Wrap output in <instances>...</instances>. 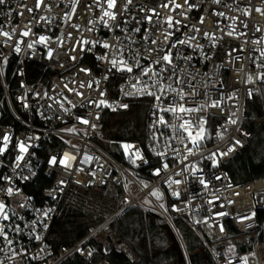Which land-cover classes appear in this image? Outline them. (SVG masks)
<instances>
[{
	"label": "built area",
	"instance_id": "1",
	"mask_svg": "<svg viewBox=\"0 0 264 264\" xmlns=\"http://www.w3.org/2000/svg\"><path fill=\"white\" fill-rule=\"evenodd\" d=\"M163 2L133 0V5L123 11L124 0H117L114 9H108L106 3L97 7L93 0H79L67 23L62 18L63 12L73 7L72 0H45L51 10L42 5L31 13L27 8H34L36 0H7L5 5H0V30L12 34L7 43V38L0 35V60L7 57V64H0V147L7 143L5 151L0 153V202L5 204L4 212L10 217L5 221L0 213V228L13 241L9 246L0 236V248H3L0 261L3 264H63L75 256L93 264H110L109 260L93 262L98 250L91 240H103L107 236L117 239L119 236L113 230L112 222L133 207L163 219L178 240L185 264H191V260L177 220L185 221L195 231L216 264H244L243 257H247V264H264V177L238 183L228 168L249 145L251 132L243 123L250 106L259 109L258 123L264 126V79H261L264 67H258L264 64L261 56L264 51V14L255 11L257 7L264 10V0H222L220 4L213 3V0H194L199 7L190 12L184 7L172 11L171 4L168 8L160 7ZM175 2L183 5V0ZM87 4L92 7L86 12ZM151 9H156L159 15H153ZM104 10L116 13L115 21L108 17L104 19L109 24H119V28L110 31L101 24ZM245 11L250 15H245ZM180 12H185L187 19L178 16ZM214 12H223L224 16ZM146 16H152L151 23L145 20ZM169 16L173 21L181 19L188 27L169 29ZM201 17L204 18L202 24L199 22ZM242 22L248 27L244 28ZM72 24H78L79 29L71 27ZM192 26L199 28L201 33H209V37L196 33L197 38L192 41L193 46L199 44L203 51L178 46L183 55L192 57L190 62L178 57L174 59L179 78L187 80V84L175 83L176 77L164 79L169 72H161L158 77L151 73L138 77V69L126 73L113 68L108 78H104L106 70L111 67L110 58L125 59L129 66H134L137 60L146 67L151 65L149 59L142 58L149 56L146 49L151 44L142 39L147 34L146 29L163 48L164 33L174 32L169 37L173 41L177 37L186 39L193 34ZM133 27H139L141 31H130ZM176 27H179L178 31ZM29 28L32 34L21 37L20 32ZM229 32L233 34L230 36ZM68 33H72L71 39ZM41 35L50 38L47 47L38 44L34 51L27 49L26 44ZM82 39L99 40L114 47L105 49L99 44H88L84 47L90 50L81 52L77 48V51H71L73 42ZM18 40L24 43L20 45L21 51L16 53L13 45ZM257 40L258 44L253 43ZM49 48L53 50L51 59L47 56ZM232 49L243 51L232 52ZM172 51L175 53L176 49ZM105 53H108V59L103 58ZM205 53L208 59L203 58ZM77 55L78 59H69ZM155 57L156 53H152V58ZM151 67L155 69L157 66ZM82 68L90 69V74L82 72ZM138 78L147 82L146 89L143 83L137 84ZM154 81L165 86L163 94L159 84L153 86ZM90 82H93L92 87H88ZM168 85L177 92L183 87L188 94L186 107L204 106L203 109L178 112L180 119L170 111H160L171 100H179ZM101 90L105 95L99 94ZM141 91L162 95V103L152 96L140 95ZM76 92L83 93V97ZM193 92L198 95H192ZM89 99L103 100L106 104L95 108L87 104ZM217 99L222 100L223 111L210 107L211 101ZM138 101H144L148 106L147 139L144 142L117 140L105 135V115L108 112L125 113ZM61 104L68 109L67 112ZM121 105L128 107L122 108ZM96 113H99V119L95 118ZM160 115L167 121V126L155 123ZM229 116L237 121L235 125L229 123ZM77 117L89 119L90 124L80 123ZM201 118L205 122L204 139L199 148L187 140L182 143L176 126L189 120L191 131L196 133L200 131ZM92 124L96 127L92 128ZM5 135L9 137L7 142L3 140ZM235 140L241 143L236 145ZM20 142H24L27 152L20 153ZM124 144L132 147L125 151ZM185 144L192 148V154H188ZM230 147L234 150L228 151ZM137 150L143 159L137 158ZM65 153L71 168L59 164ZM213 153L216 156L209 159ZM20 155L23 159L18 161ZM52 157L57 158L55 166L50 163ZM165 162L169 167L160 176L154 175V170ZM193 167L197 169L194 175ZM185 168L188 171H183ZM177 173L181 174L177 176ZM217 176L221 179H216ZM199 177L208 182L207 188L200 185ZM175 180L181 183H173ZM60 181L64 183L60 184ZM71 185L91 189L118 186L121 189L120 207L79 241L55 247L51 239L52 226ZM8 187L13 188L12 195L7 194ZM153 192L159 195H152ZM173 192L179 195H173ZM220 212L226 215H215ZM253 213L252 219L241 221ZM221 224L223 232L218 227ZM36 235L39 240L34 239ZM122 249L126 251L127 246L123 244ZM13 250L26 255L8 258ZM128 255L133 258L132 254Z\"/></svg>",
	"mask_w": 264,
	"mask_h": 264
},
{
	"label": "trees",
	"instance_id": "2",
	"mask_svg": "<svg viewBox=\"0 0 264 264\" xmlns=\"http://www.w3.org/2000/svg\"><path fill=\"white\" fill-rule=\"evenodd\" d=\"M260 111L247 109L244 127L251 132L248 147L228 166L238 183L264 177V126L258 123ZM148 106L144 101L132 104L125 113L108 112L103 121L104 133L117 140L144 142L147 139ZM118 186L104 189L71 185L53 223L51 239L55 247L73 244L106 220L120 207ZM177 226L190 255L191 264H216L203 241L183 220ZM118 238L92 239L98 253L93 262L110 264H185L180 245L167 224L152 212L133 207L112 222ZM127 250L122 249V245ZM132 254L131 258L128 254ZM63 264H93L75 256Z\"/></svg>",
	"mask_w": 264,
	"mask_h": 264
},
{
	"label": "snow or ice",
	"instance_id": "3",
	"mask_svg": "<svg viewBox=\"0 0 264 264\" xmlns=\"http://www.w3.org/2000/svg\"><path fill=\"white\" fill-rule=\"evenodd\" d=\"M221 2H222V0H213V3H216V4H220ZM6 3H7V0H0V5H5ZM72 3H73V7L69 11L63 12V17L62 18L64 19L65 23H67V21L70 20L72 15L75 13V11H76L75 5L79 4V0H72ZM93 3H95L97 7H100L102 5V3H106L108 9H114L117 6V0H93ZM170 4L172 5V11H175L176 9H181L182 7H184L186 12H190V11H192V10H194V9L199 7V5H197L194 2V0H183V5L179 4V3H176L175 0H164V2L160 5V7L168 8ZM42 5L44 7H48L49 10H51L50 6H48L45 3V0H36L34 8H27V11L31 13V12L34 11V9L35 10H39ZM130 5H133V0H124V4H123V9L122 10L123 11H127ZM91 7H92V4L85 5V11L87 12V10L91 9ZM150 11H152L153 15H157V16L159 15V13H158V11L156 9H151ZM255 11L256 12H261L262 14H264V10H262V9H260L258 7L255 8ZM19 14L22 15V13H19ZM214 14L219 15V16H224L223 12H219V13H215L214 12ZM244 14L245 15H250V12L249 11H245ZM9 15H11V11L9 12ZM177 15L178 16H183L184 19H187V16L185 15V12L177 13ZM104 17H108L112 21H115L116 20V13L115 12L104 10L103 14H102V16L100 18V22H101V24L104 27L108 28L110 31H114V30H116L117 28L120 27L119 24H115V23L109 24L108 20H105ZM32 19H36V17H33ZM40 19L44 20L45 18L44 17H40ZM233 19H235V18H233ZM145 20H147L149 23H151L152 22V16H146ZM121 22L122 23H127V21H123V20ZM199 22L202 24L204 22V18L201 17ZM29 23L31 24V21H29ZM89 23H93V21H89ZM139 23H140V21H137V24H139ZM167 25H168L169 29H173L174 26L188 27L187 24H182L181 19H175V21H173V17L172 16H169L167 18ZM71 27H73L75 29H79L80 26L78 24H72ZM243 27L247 28L248 25L246 23H243ZM175 30L178 31L179 27H176ZM255 30L256 31H260L259 28H256ZM14 31L15 30H13V34H14ZM88 31H92V29H88ZM130 31L138 33V32L141 31V29L139 27H133V28L130 29ZM191 31H192L193 34L187 36L186 39L177 37L174 41L169 39L170 36L174 35V32H166V33H164V40L162 42L164 47L161 48L159 46L161 42H159L158 39L154 38V36L151 33H148V30L146 29L145 32L147 34L145 36H143L142 39L145 42L150 41L151 44L146 49V51L149 53V56L147 58H144V57H142V58L143 59H149L151 61V65H156L157 67L155 69H153L151 67V65L146 67L145 65L141 64L139 62V60L135 61L134 66H129V64L127 63V61L125 59H120V60H117L115 58L108 59V53H105L103 58L104 59H108V62L111 65V67L106 70V74H105L104 78L105 79L108 78V74L111 73L113 68H115L117 71L126 72V73H134V71L138 69L139 70L138 77L139 76H149L150 73H151L152 76H157L158 77L161 72H169L170 75L164 77V79L167 80V79H172L173 77H176V79L174 81L175 83H177V84H182V83L183 84H187L188 83L187 80L182 81L179 78L177 70H176L177 69V65L174 63V59L176 57H178V58L184 60L185 62H190L192 60V57L183 55V53L180 52L178 46L194 47V50L198 49L200 51H203L202 46H200L199 44H196V45L193 46L192 45V41L196 40V38H197L196 37V33H200L204 37H209V33H207V32L201 33V30L199 28H196L195 26H192ZM30 34H32L31 33V28H29L26 31L22 30L20 32V36L21 37H28ZM232 34H233L232 32L228 33V35H230V36ZM0 35H3L4 37L7 38L5 43H7L8 41H10L12 39V34H10L7 31L0 30ZM182 36H183V33H182ZM71 37H72V33H68V38L71 39ZM57 39L60 41L61 44L63 43V40L61 38H57ZM49 41H50L49 37L41 35L38 38H36L35 40L27 43L26 47H27V49L34 51L36 45L39 44V45H43V46L47 47ZM22 43H24L23 40H18L17 43L15 45H13V51L16 52V53H19L21 51L20 45ZM253 43H257L258 44L259 41L257 40V41H254ZM88 44H92V45L99 44L105 49H108L110 47H114V45H110L109 43H101L99 40L88 41V40H83L82 39V40H76V41L73 42L72 47H71V51L75 52V51H77V48H79V50L81 52L85 51V50H90V48L86 49L84 47V45H88ZM151 45H156V47H152ZM213 47H215V44H213ZM173 49H176L175 53H173V51H172ZM235 51H243V49H232V52H235ZM152 53H156V57L154 59L152 58ZM231 54H232L231 52L228 53L229 56H231ZM121 55L123 56V53H121ZM133 55H135V53H133ZM47 56L50 59L53 57V50L51 48L48 49ZM114 56H115V53H113V57ZM261 56L264 57V51H261ZM203 58L204 59H208L209 57L205 53ZM69 59L70 60H76V59H78V55L77 56H70ZM0 64H7V57H3V59L0 60ZM258 67H264V64L258 65ZM81 71L85 72L86 74H90V69L82 68ZM261 79H264V75L261 76ZM92 83L93 82H90L88 84V87H92ZM95 83L98 84L99 82H95ZM140 83L144 84L145 89L148 87L146 81H142L141 79L138 78L137 79V84H140ZM157 84H159L160 91L163 94L165 86L163 84H161L159 81H154L153 82V86H156ZM83 86L84 85L81 84V87H83ZM65 87H67V85H65ZM133 87H136V85L134 84ZM167 87L171 88V85H168ZM68 90L70 92L75 91L74 89H68ZM171 91L178 95L179 100H177V99L171 100L170 103L166 107L160 109V111H163V112H169L170 111L173 114V116H175L177 119H180L182 117L177 115L178 112L181 113V114L182 113H191V112L199 111V110L203 109L204 106H200L199 108H189V107L185 106V102L187 101L188 94L184 92L183 87H181L178 92L174 88H171ZM99 94L101 96L105 95L104 91H102V90L100 91ZM45 95H47V94L45 93ZM76 95H79V96L83 97L84 94L80 93V92H76ZM128 95H133V94L128 93ZM140 95L152 96V97H154L155 101L162 103V95H156L155 93L150 92V91H141ZM192 95H198V93L193 92ZM251 95L252 94L250 92L249 96H251ZM65 99H67V98H65ZM69 103H71V101H69ZM87 104L89 106H93L94 105L95 108H100L101 105H105L106 102L103 101V100L97 102L95 99H89L87 101ZM221 104H222V100L221 99L213 100V101H211L210 107H212V108H220L221 111H223V109L221 107ZM24 106L28 107V105H24ZM72 107H76V105H72ZM121 107L122 108H127L128 105H121ZM61 108H64L63 104H61ZM113 110H115V109H113ZM64 111L67 112L68 109L64 108ZM153 115L155 116L156 113L154 112ZM232 115H235V113L233 112ZM95 118L96 119L100 118L99 113L95 114ZM77 119L82 124H85V125H89L90 124L89 119H86V118H83V117H77ZM228 120H229V123L232 124V125H235L237 123V121L235 119H232L231 116H229ZM155 123L157 125L164 124L165 126H167V121H165L163 115L158 116V118H157ZM204 123L205 122L203 121V118H201L200 131L196 132V133H193V131H191V128H192L191 121L184 120L183 123H181L178 126H176V132H177L178 138L181 140L182 143L185 140H187L188 143L192 144L194 147H196L198 149L201 141L204 139V128H203V124ZM91 127L95 128L96 125L92 124ZM69 131H72V129H69ZM185 133L187 134L186 136H185ZM161 136H163V133H161ZM8 139H9V137L7 135L3 136V140L5 142H7ZM29 139H31V138H29ZM240 143L241 142L239 140H235V144L236 145H239ZM73 147H75V146H73ZM122 147L125 149V151H127L132 146L129 145V144H124ZM6 148H7V143H5L3 147H0V153H3ZM185 149L187 150L189 155L192 154V148H189L187 144H185ZM27 150L28 149L25 146L24 142H20V144H19L20 153H25V152H27ZM233 150L234 149L231 148V147L228 149V151H233ZM135 155L137 156V158L143 159L140 156L138 150L135 153ZM160 155H165V154L164 153H160ZM220 155L223 156V155H226V153H220ZM214 156H216V153H213L212 156L208 157V158L212 159V157H214ZM187 158L188 157L186 155L184 157V159L186 160ZM22 159H23V155L17 156V160L18 161L22 160ZM50 163L55 166L57 164V158L56 157H52L50 159ZM59 164L65 166L67 168H71L72 167L71 163L69 162V158H68L67 153H65L64 156L59 160ZM215 164H216V161L213 160V166H215ZM168 167H169L168 163H166V162L163 163L161 168H158V169L154 170V175L160 176L161 172L166 170ZM183 171H188V169L185 168V169H183ZM196 171H197V169H195V167H193L192 168V174L194 175ZM180 174L181 173H177L176 175L179 176ZM5 179H8V178L5 177ZM24 179H27V178H24ZM216 179L219 180V179H221V177L217 176ZM198 180H199L200 185H202L204 188L208 187V182L203 177H199ZM63 183H64V181H60V184H63ZM173 183L180 184L181 181L180 180H175V181H173ZM229 187H231V185H229ZM6 191H7L8 195H12L14 190H13L12 187H8L6 189ZM152 195L158 196L159 194L156 193V192H153ZM173 195H177L178 196L179 194L176 193V192H173ZM209 203H212V201H209ZM22 207H23V205H22ZM161 207H163V205H161ZM4 209H5V204L0 202V213H3V219L5 221H7V220L10 219V217H9V215L7 213L4 212ZM175 210H179V209H175ZM215 215L216 216H224V215H226V213L220 212V213H216ZM45 216H47V213H45ZM254 216H255V213H253L251 216H247V217L241 218V221H243L244 219H249L250 220ZM218 227H219L220 232L224 231V227H223L222 224L219 225ZM18 228H19V226H17V229ZM0 236H3V239L7 240V244L9 246H11L13 244V241L11 239H8L7 233L4 232L3 228H0ZM34 239L39 240L40 237L38 235H36V236H34ZM2 251H3V248H0V252H2ZM78 251H81V249H78ZM88 254L91 255V253H88ZM18 255H26V253L17 252L16 250H13L11 257H8V258H14V257H16ZM253 255H254V253H253ZM242 259L244 260V264H247V257H243ZM0 264H3V262L0 261Z\"/></svg>",
	"mask_w": 264,
	"mask_h": 264
},
{
	"label": "rangeland",
	"instance_id": "4",
	"mask_svg": "<svg viewBox=\"0 0 264 264\" xmlns=\"http://www.w3.org/2000/svg\"><path fill=\"white\" fill-rule=\"evenodd\" d=\"M176 237V236H175ZM177 239V238H176ZM178 241V240H177Z\"/></svg>",
	"mask_w": 264,
	"mask_h": 264
}]
</instances>
